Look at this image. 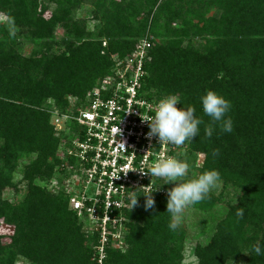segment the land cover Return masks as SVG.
<instances>
[{"label": "trees", "instance_id": "trees-1", "mask_svg": "<svg viewBox=\"0 0 264 264\" xmlns=\"http://www.w3.org/2000/svg\"><path fill=\"white\" fill-rule=\"evenodd\" d=\"M88 2L100 13L99 36L107 39L106 47L89 39L84 26L71 18V10ZM173 3L139 0L134 8L133 2L113 0H0V11L13 18L14 28L24 24L29 29L25 37L39 45L33 57L22 60L14 53V30L0 25V221L15 229L11 243L0 242V264H15L20 256L29 264H98L97 234L69 209L67 192L50 188H58L63 175H69L56 153L70 142L72 130L61 139L55 135L47 102L65 109L67 96L83 101L112 71L109 55L128 56L149 28L158 42L151 43L144 64L141 93L147 100L175 94L182 107H195L206 123L199 98L207 90L231 103L232 133L217 127L207 138L202 125L189 148L177 155L188 160L191 153H202L196 176L215 169L237 194V203L228 204L209 242L196 246L197 264H264V255L250 251L256 242L264 245V0H208L206 11L215 6L216 13L199 14L197 23L184 21L180 28H171L180 10ZM51 5L54 9L45 19ZM58 23L66 33L56 42ZM189 33L204 39L196 47L184 45L190 42ZM55 45L63 51L49 54ZM213 149H219L215 158ZM20 165L26 193L13 203L3 193L13 187ZM196 176L189 173L187 178ZM37 181H46L48 189ZM14 191L21 192L17 187ZM153 196L155 211L144 209V197L123 210L121 244L110 243L102 264H180L184 234L168 227L167 197ZM214 204L210 193L192 207L208 211ZM239 209L242 217L237 216ZM122 244L127 245L124 251Z\"/></svg>", "mask_w": 264, "mask_h": 264}, {"label": "built area", "instance_id": "built-area-1", "mask_svg": "<svg viewBox=\"0 0 264 264\" xmlns=\"http://www.w3.org/2000/svg\"><path fill=\"white\" fill-rule=\"evenodd\" d=\"M150 48L148 40H141L86 95L70 117L74 126L70 142L59 150L61 169L69 173L64 190L69 209L97 234L98 264L111 242L121 244L123 210H130L131 191L140 195L146 186L156 190L163 180L147 172L159 160L180 154V146L146 136L149 129L142 119L154 114L158 102L141 93ZM153 194L166 196V190Z\"/></svg>", "mask_w": 264, "mask_h": 264}, {"label": "rangeland", "instance_id": "rangeland-1", "mask_svg": "<svg viewBox=\"0 0 264 264\" xmlns=\"http://www.w3.org/2000/svg\"><path fill=\"white\" fill-rule=\"evenodd\" d=\"M103 1H105V4L108 2V0H103ZM113 1L115 3L133 2L135 5H132V7L134 8L138 7L139 4V0H113ZM172 1L175 2L173 3L174 6L173 8L175 10L177 9L180 10L178 17L174 20V22L171 23V28H180L184 21L186 22L188 21L191 23V25H193L198 22V16H200L199 14L202 15L205 14V16H210L216 13L215 6L209 7L208 10L206 11L208 0H182L179 1L180 3L178 2V0H172ZM105 4L104 6L106 7ZM53 9H54V5H51L49 9L44 12L43 17L45 19H49ZM70 13H71V18L73 20L79 22L81 25L84 26L85 33L89 34L90 36V37L88 36L89 39H92L94 41L100 40L101 46L106 47L107 39L99 36L100 26H102L103 21L100 18V13L95 12V8L93 5H91V3L88 2V3L80 4L76 10L74 11L71 10ZM7 18H8L7 14L0 11V25L4 26L5 29L9 27L7 24ZM132 20L133 19H131V22ZM28 31L29 29L26 26H24V24L22 25L18 24L14 28L13 38L15 44L13 45V49H14V53L17 56H19L22 60H24L25 58L33 57L34 53L39 48V45L35 44V42L25 37L26 35H29L27 34ZM65 33H66L65 29L59 23L56 24L53 31V37L55 38V41L59 42L60 39L63 38ZM202 39H204V37L199 36L197 34L189 33L190 42L188 43L187 41H185L183 44L196 47L200 41H203ZM141 40H148L150 44L151 43L154 44L158 42V39H156L154 35L151 34L149 28L144 32V35L142 37L137 38L133 51L136 45ZM61 51H63L62 46L55 45L50 50L49 54L51 53L55 54ZM128 56L125 57L120 56L118 52L111 53L109 57L112 61L113 69L109 74L113 72L114 67H116L118 63L122 61V59H125ZM103 78H101L96 85H98ZM67 101L68 104L65 107V109L57 107L52 100H48L47 102L48 105H50L49 124L53 127V131L55 135L57 137H60V139L63 137V135H66L67 133L71 132L72 128L69 127L70 124L72 125L70 117L76 112V110L79 109L81 102H83L79 97H71V96H67ZM188 148H189V142H186L185 144L181 145L179 149L180 154L184 153ZM56 155L57 157L60 156L59 149L57 150ZM203 158L204 155L202 153L190 154V158L188 160L186 159V161L189 163L190 167H194V168H190L189 173L195 176L198 174V168L201 167V162ZM20 169H21V165L20 168L17 169L16 172H14L13 174V181H12L13 187L4 190L3 193V198L13 203L20 201L26 193V189L22 182V174L20 172ZM55 175L60 179L62 178L61 171L59 170H56ZM66 178L67 177L63 175L62 178L63 181H61L62 183L59 185L58 188L55 185H50L51 186L50 188H52V190H54L55 192H58V190H65ZM55 180L57 181V178ZM36 183L40 186H45L48 189L46 181H37ZM173 186H174L173 184H168L166 190L170 189ZM15 187H17L21 191L19 194H16V192L14 191ZM234 192L235 190L232 187L225 186V183L221 181L218 184V186L211 192L213 193V196L215 198V204L210 210L199 211L194 209L192 206H189L184 210L183 221L181 226L178 228L184 234L180 264L198 263L197 258L194 255V250L196 246L198 245L204 246L209 242L211 236L214 233L217 223L222 218H224L228 209V204L235 205L237 203V194ZM14 231L15 229L13 226L7 225L2 221H0V242L3 244L11 243L10 237L14 235ZM113 247L117 248L116 246ZM121 249L122 251L126 250L127 245L122 244ZM93 261H94L93 257L92 260L90 258V262ZM62 262H64V260ZM15 264H29V263L22 256H20L16 259Z\"/></svg>", "mask_w": 264, "mask_h": 264}, {"label": "clouds", "instance_id": "clouds-1", "mask_svg": "<svg viewBox=\"0 0 264 264\" xmlns=\"http://www.w3.org/2000/svg\"><path fill=\"white\" fill-rule=\"evenodd\" d=\"M7 24L10 29L14 30L13 18L8 17ZM199 102L204 116L208 117L207 123L202 117L196 115L195 107L191 105L182 107L179 96L175 94L165 95L157 102L154 114L142 119V121L147 122L149 129L146 136L148 138L155 137L159 143L181 146L196 138L200 134L202 125L204 136L207 138L213 136L217 127L224 133H232L233 120L229 116L230 101L213 90H207L199 98ZM218 155L219 149H213L211 156L215 158ZM189 171L190 165L186 160L168 156L156 162L147 172L151 177L161 178L163 180L161 185H174L166 190L165 212L169 214L168 227L170 230H177L181 226L186 208L205 201L221 182V175L215 169L204 171L195 178H187ZM161 185L154 191L148 186L142 187L144 191L140 195L136 194V190L131 191L128 203L130 210L137 205V198L143 196L145 198L144 209L155 211L153 193L159 191ZM237 216H243V209L237 211ZM250 251L257 256L264 255V245L256 242Z\"/></svg>", "mask_w": 264, "mask_h": 264}]
</instances>
